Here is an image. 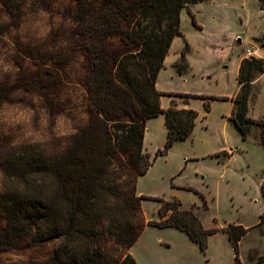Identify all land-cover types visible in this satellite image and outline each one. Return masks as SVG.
Listing matches in <instances>:
<instances>
[{
    "label": "trees",
    "instance_id": "1",
    "mask_svg": "<svg viewBox=\"0 0 264 264\" xmlns=\"http://www.w3.org/2000/svg\"><path fill=\"white\" fill-rule=\"evenodd\" d=\"M3 1L11 13H18L15 0ZM75 1L76 34L86 51V73L78 83L85 89L90 115L71 135L17 145L0 156V252L51 246L47 259L32 264H137L129 248L144 227V199L159 203V220H148V226L179 229L205 252L208 236L217 229L202 224L198 211L208 210V205L201 192L189 187L201 205L184 207L177 197L165 200L136 190L137 177L174 142L191 135L198 115L194 109L177 108L174 100L162 108L160 96L178 97L185 104L200 99L205 111L210 110V101H231L229 119L241 138H251L256 126L259 133L253 138L264 149V115L259 119L247 115L253 81L264 72V59L240 61L239 91L231 97L160 92L156 77L175 36H182L184 45L173 65L180 74L188 68L180 15L198 0H103L96 10L89 8L88 0ZM188 13L196 25L193 13ZM112 37L118 38V48L110 45ZM160 113L167 133L163 146L150 155L143 151L146 121ZM221 155L229 153H216ZM260 191L264 196L262 185ZM260 225L264 213L254 226ZM224 230L233 264H244L240 241L249 229L228 223ZM255 261L264 264V255H255Z\"/></svg>",
    "mask_w": 264,
    "mask_h": 264
},
{
    "label": "rangeland",
    "instance_id": "2",
    "mask_svg": "<svg viewBox=\"0 0 264 264\" xmlns=\"http://www.w3.org/2000/svg\"><path fill=\"white\" fill-rule=\"evenodd\" d=\"M15 1V6L20 7L16 14L0 0V156L17 145L71 135L90 115L85 89L78 83L86 73V51L76 34V1ZM102 3L103 0H88L91 10L98 9ZM188 11L193 13L196 26ZM180 30L193 44L190 52L193 60L201 56L196 44L202 39L219 45L225 56L232 59L257 57L259 52L255 49L262 47L260 58L264 59V0H198L182 9ZM109 43L114 49L120 46L117 37L110 38ZM180 44L181 38L172 52ZM247 50L252 54L248 55ZM34 57L47 61L39 62ZM203 64L210 67L211 76L200 79L196 73L199 80L194 82L189 78L187 89L213 96L234 92L231 73L224 72L227 63L217 58ZM167 68L166 73L171 76V69ZM44 76L47 81H42ZM259 90L258 85H252L251 105L255 104ZM172 98L180 103L183 100ZM196 107L195 135L157 157L139 178V187L147 195L165 200L175 196L184 207L193 203L201 205L199 196L172 185L198 190L208 205V210L198 211L202 224L206 228H221L228 223L248 227L240 241V256L244 264H258L255 255H264V225L252 227L264 212V196L260 192L262 183L264 191V149L253 138L258 135V128L253 126L252 137L243 141L233 123L223 124L231 111L229 102L210 101V110L205 112L202 102L197 100ZM258 113V108L252 112ZM164 136L162 124L152 123L143 150L153 155L163 146ZM212 147L232 148L234 155L226 166L221 167L209 158L184 163L185 157ZM2 182L0 166V189ZM158 206L154 200L142 202L144 227L130 248L137 264H233L232 247L222 231L211 239L204 254L183 233L148 226V220L159 219ZM51 252V246L11 249L0 252V264H32L47 259Z\"/></svg>",
    "mask_w": 264,
    "mask_h": 264
},
{
    "label": "crops",
    "instance_id": "3",
    "mask_svg": "<svg viewBox=\"0 0 264 264\" xmlns=\"http://www.w3.org/2000/svg\"><path fill=\"white\" fill-rule=\"evenodd\" d=\"M195 4V3H194ZM181 17V15H180ZM196 26V25H195ZM182 33V32H181ZM183 35V33H182ZM184 37V35H183ZM181 38L182 40V44H180L177 48V50L173 51L172 52V48L173 46L175 45L177 39ZM185 38V37H184ZM186 40V38H185ZM187 41V40H186ZM187 44H188V50H187V54H186V59H187V64H188V68L187 70L184 72V73H178L174 67V62H176L178 59H179V56H180V51L181 49L183 48V38L182 36H175L171 42V45L169 47V50L167 52V55L165 56L164 58V61H163V67L160 69V71L158 72L157 74V77H156V81H155V87L158 91L160 92H182V93H191V94H197L199 93L200 91L198 92H193L189 89H187V84L189 82V78H191L192 81L194 82H197L199 79L198 77L195 78V74L198 73L199 76H200V79H202L203 77L205 76H208L210 77L212 72H211V69L210 67L208 66H204L203 62L205 60H214V59H217V58H220L224 63H227L226 65H224V69H225V74L226 75H229L231 73V79L233 81V83L235 84V90L232 94H229L227 97H231V96H234L235 94H237V92L239 91V84H238V80H237V76H238V71H239V64H240V61L242 60V57H237V59H232L229 55L225 56V53L222 52V49H219V45H213L211 43L210 40H205V39H202L201 41H199V43L196 44V46H198V48L200 49L201 51V56L200 58L198 59H192L191 55H190V52H191V49L193 48V44L189 43L187 41ZM262 47H256L255 49V52L258 53V56L261 57V54H260V49ZM257 56V57H258ZM167 67H170L171 70L170 71V74L171 76H169L166 71H167ZM200 70V71H198ZM192 71H194L193 73H191ZM166 75L169 76L166 77ZM257 86L260 87V90L258 91V95H257V98H256V102L254 105H251L252 102H251V99H252V95L249 99V102H248V111H247V115L248 117L252 118V119H259L261 118L263 115H264V72L261 73L254 81H253V86ZM171 100H173V98L171 96H168V95H161L160 96V106L162 108H166L169 106V104L171 103ZM197 100L201 101L200 99H195V98H192V99H189L188 103L185 104L183 102H176V105H177V108H180V109H187V108H191V109H194L196 111H198L197 107H196V102ZM213 101H216V100H213ZM220 101H226V102H229L230 105H231V111L230 113H228L226 115V118H224V121H223V124L224 125H228L229 122L233 123L230 119H229V116L231 115L233 109H234V106L232 104L231 101L229 100H220ZM202 102V101H201ZM202 107H203V102H202ZM255 108H258V115H253L252 112L254 111ZM204 109V108H203ZM205 111V109H204ZM205 112H208V111H205ZM198 114V112H197ZM198 118V115L195 119V125H194V128H193V131L191 133V135L189 137H187L186 139L184 140H180V141H176L173 143V145L177 144V143H180V142H183V141H186L187 139H189L190 137L194 136L196 131H197V123H196V120ZM152 123H158V124H162V126L164 127V141H165V137H166V133H167V130H166V127H165V124H164V116L162 113L158 114L157 116H154V117H151V118H148L147 121H146V131H145V134H144V139H143V149L144 146H145V142L147 140V137H148V134H149V131H150V126L152 125ZM234 124V123H233ZM235 125V124H234ZM236 127V126H235ZM237 128V127H236ZM239 132V131H238ZM258 133H259V130H258ZM240 134V133H239ZM241 137V135H240ZM242 139V138H241ZM243 140V139H242ZM248 140V139H246ZM246 140H243V141H246ZM259 142V141H258ZM172 145V146H173ZM171 146V147H172ZM171 147L169 148V150L171 149ZM228 148L226 147H212L211 149H208L207 151L203 152V153H200V154H195V155H191V157H185V164H187L189 161H194V160H200V159H214L217 161V164L220 165L221 167H224L226 166L227 164V161L230 160L232 158V156L234 155V151L232 150V148H229V150H227ZM168 150V151H169ZM144 152H146L145 150H143ZM223 153V152H228L229 153V156L228 157H224V156H216V153ZM148 153V152H147ZM168 153V152H167ZM166 153V154H167ZM150 154V153H149ZM164 154V155H166ZM160 157V156H159ZM149 169V168H148ZM148 171V170H147ZM146 171V173H147ZM146 173L142 174V175H139L137 177V180H136V190H137V193L140 194V195H144V196H150V197H155V196H152V195H147L146 193H144L142 191V189L139 187V178L143 175H145ZM263 184V183H262ZM261 184V185H262ZM172 187H176V188H181V189H185V190H188V191H191L189 190L188 188L191 187V186H187V187H181V186H173ZM261 187V186H260ZM193 188V187H191ZM261 192V191H260ZM177 195V194H176ZM175 197V196H174ZM173 198V197H172ZM147 199H144L142 200L145 201ZM142 202H141V207H142ZM194 204V203H193ZM196 204V203H195ZM264 213V212H263ZM262 214V213H261ZM260 214V215H261ZM259 215V216H260ZM159 220V219H158ZM259 221V220H258ZM257 224V223H256ZM255 224V225H256ZM241 225V224H240ZM254 225H252L253 227ZM152 227H155V226H152ZM205 227V226H204ZM225 228V226H223ZM221 227V228H215L217 229V231L213 234H210L208 236V239H207V249L205 252H202L198 245L195 244L194 242H192L189 237L183 232V231H180L179 229H176V228H173V227H163L164 229L165 228H168V229H174V230H177L179 231L180 233H183L186 237H188V239L194 243L198 249L206 254L207 250H208V245L210 244V241L213 237H216L219 233V231H222L224 232L226 235L227 233L225 232L224 228ZM244 227V226H243ZM251 227V226H249ZM160 228V227H158ZM244 228H248V227H244ZM227 238H228V235H227ZM137 241V240H136ZM135 241V242H136ZM229 241V239H228ZM230 243V241H229ZM134 245V244H133ZM132 245V246H133ZM231 245V243H230ZM131 246V247H132ZM130 247V248H131ZM130 248H129V252H130ZM132 255V254H131ZM133 256V255H132ZM134 257V256H133ZM135 258V257H134ZM137 260V258L135 259ZM137 263V261H136Z\"/></svg>",
    "mask_w": 264,
    "mask_h": 264
},
{
    "label": "built area",
    "instance_id": "4",
    "mask_svg": "<svg viewBox=\"0 0 264 264\" xmlns=\"http://www.w3.org/2000/svg\"><path fill=\"white\" fill-rule=\"evenodd\" d=\"M247 54H248V55H251L252 52H251L250 50H247Z\"/></svg>",
    "mask_w": 264,
    "mask_h": 264
}]
</instances>
